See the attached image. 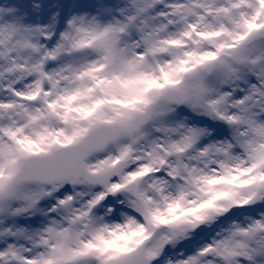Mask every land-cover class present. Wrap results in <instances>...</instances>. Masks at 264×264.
I'll list each match as a JSON object with an SVG mask.
<instances>
[{"label": "snow or ice", "instance_id": "obj_1", "mask_svg": "<svg viewBox=\"0 0 264 264\" xmlns=\"http://www.w3.org/2000/svg\"><path fill=\"white\" fill-rule=\"evenodd\" d=\"M0 264H264V0H0Z\"/></svg>", "mask_w": 264, "mask_h": 264}]
</instances>
